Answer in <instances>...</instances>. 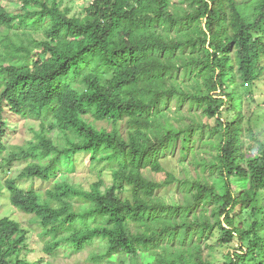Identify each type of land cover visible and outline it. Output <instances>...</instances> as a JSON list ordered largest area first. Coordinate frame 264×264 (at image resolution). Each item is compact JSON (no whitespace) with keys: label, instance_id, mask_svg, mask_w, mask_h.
I'll return each mask as SVG.
<instances>
[{"label":"trees","instance_id":"16d2710c","mask_svg":"<svg viewBox=\"0 0 264 264\" xmlns=\"http://www.w3.org/2000/svg\"><path fill=\"white\" fill-rule=\"evenodd\" d=\"M263 57L264 0H90L81 16L62 0L0 2V156L9 117L28 130L0 169L25 163L7 199L41 247L33 259L29 230L3 216L0 264H57L61 250L214 264L217 247L222 264H264V141L241 111ZM179 144L183 178L162 164ZM176 181L170 204L157 191Z\"/></svg>","mask_w":264,"mask_h":264},{"label":"rangeland","instance_id":"374dc122","mask_svg":"<svg viewBox=\"0 0 264 264\" xmlns=\"http://www.w3.org/2000/svg\"><path fill=\"white\" fill-rule=\"evenodd\" d=\"M63 5H67L70 8V13L72 15L81 16L83 15V8L90 2V0H62ZM179 1V0H175ZM2 5L8 10L15 12L19 5L20 0H0ZM262 63L264 64V57L262 59ZM254 95L253 99L250 97L249 99L247 97H244L242 100V114H243V121L245 127L248 125H253L256 131H258L260 134L259 136L264 141V76L262 80L254 86ZM174 108V107H173ZM183 109H186V105ZM226 116H230L231 114L226 113ZM9 128L7 129V135L5 139L6 143V150L3 152V154L0 156V163L5 164L7 157L10 155L11 149L13 150L14 144L22 143L21 141H24L28 135V130L26 126L23 125L24 121L18 119L17 117H9ZM15 127V128H14ZM246 134V132H245ZM252 145H254L253 142H251ZM197 150H203V149H209L208 146H202L201 144H196ZM200 150V151H201ZM191 159V155H188L186 158L181 153V145L179 144L175 151L172 159L166 160L163 162V166L167 171H174L178 177H185L186 172L187 174L193 175V167L188 164V160ZM43 162L46 163V160H43ZM83 162H79L78 165L82 166ZM24 162L21 163H13L9 166L0 169V218L3 216H11V217H17L20 221L21 226L29 230V244L34 249V253L31 255L33 259H36L38 254L40 253V237L38 236V231L34 232L32 230V226L28 224L27 218L24 216H21V214L10 205L8 199H7V188L11 186L10 183L7 181L12 179H18V174L21 171V169L24 166ZM77 165V166H78ZM84 167V166H82ZM186 168V171H184V168ZM86 170L88 168H85ZM102 175L106 180L107 184L111 183V176L109 173V170L107 166L103 168ZM80 173H78L79 175ZM164 172L159 173L156 176V179L159 181L164 179L165 177ZM64 177V176H62ZM93 177V176H92ZM81 180V176L79 175L76 177V180ZM19 186H22L24 189H42L45 187V184L35 180H21V182L18 184ZM158 196H160L164 201L170 204H178L183 201V195L179 186V183L176 181L172 183L171 185L164 187L157 191ZM215 241L211 238L208 240V244H213ZM204 248V245H203ZM205 249V248H204ZM208 251H211L210 258L214 261V264H222L223 261V255L227 252V249L222 248H214L208 250L207 248L204 250V253L206 254ZM57 264H92V260L89 258V252L82 251L78 254H74L72 256H67L63 250H61L60 254H58V258L56 259Z\"/></svg>","mask_w":264,"mask_h":264}]
</instances>
